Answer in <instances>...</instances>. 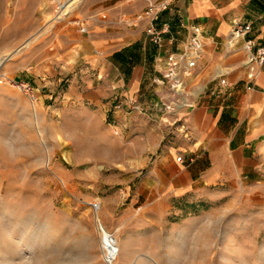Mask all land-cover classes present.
I'll return each instance as SVG.
<instances>
[{
  "label": "rangeland",
  "instance_id": "obj_1",
  "mask_svg": "<svg viewBox=\"0 0 264 264\" xmlns=\"http://www.w3.org/2000/svg\"><path fill=\"white\" fill-rule=\"evenodd\" d=\"M81 1L0 0V264H107L104 235L115 264H264V176L169 193L153 159L135 166L105 121L61 105L78 69L38 35Z\"/></svg>",
  "mask_w": 264,
  "mask_h": 264
},
{
  "label": "crops",
  "instance_id": "obj_2",
  "mask_svg": "<svg viewBox=\"0 0 264 264\" xmlns=\"http://www.w3.org/2000/svg\"><path fill=\"white\" fill-rule=\"evenodd\" d=\"M161 1L82 0L58 27L51 23L39 33V39L50 33L49 48L65 70L78 69L61 105L105 121L122 149L134 154L135 166L153 159L150 175L167 179L169 193L215 186L227 176H264V64H249L243 48L245 40L254 49L264 46V0H167L170 5L155 24L167 23L170 31L158 47L146 34L148 22L137 17L149 2ZM51 16L43 12L41 23L46 26ZM236 24L250 25L245 37H232ZM193 27L201 31L203 58L186 81L185 95L177 98L189 105L165 111L162 103L173 98L160 71ZM129 100L142 111L114 109Z\"/></svg>",
  "mask_w": 264,
  "mask_h": 264
},
{
  "label": "built area",
  "instance_id": "obj_3",
  "mask_svg": "<svg viewBox=\"0 0 264 264\" xmlns=\"http://www.w3.org/2000/svg\"><path fill=\"white\" fill-rule=\"evenodd\" d=\"M170 2L167 0L159 3L149 2L145 10L138 15L137 19L145 20L148 22L146 27V34L149 40L156 46H160L162 42V36L169 33L170 27L167 23H163L158 26L155 24L157 16L160 12L168 9ZM64 3L58 4V9L62 11ZM104 18V16H102ZM249 24H236L232 37H245L250 31ZM80 30L86 32V28L80 25ZM228 44H231L229 40ZM243 48L246 52V60L249 64H264V46H259L254 49L251 40H245ZM204 44L199 27H193L190 37L184 42L181 49L178 52H171L166 56L164 68L160 71L162 81L168 86L169 96L173 99L171 102L162 103V107L165 111H170L174 105L187 106V103H180L177 101L179 94L186 90V81L195 75L197 64L203 58ZM253 77V74L251 75ZM221 84H225V80H220ZM18 86L28 97V99L35 103L38 99L36 90L28 83H19ZM115 110H128V111H142L140 105L134 100L127 102L119 101L114 104ZM187 128L184 127V131ZM176 161L183 163V157L181 155L176 157ZM94 209H98V203L91 204Z\"/></svg>",
  "mask_w": 264,
  "mask_h": 264
},
{
  "label": "bare ground",
  "instance_id": "obj_4",
  "mask_svg": "<svg viewBox=\"0 0 264 264\" xmlns=\"http://www.w3.org/2000/svg\"><path fill=\"white\" fill-rule=\"evenodd\" d=\"M68 4H64L62 12L63 14L67 11H64ZM68 12V11H67ZM104 234V233H103ZM104 242H103V249L105 252V262L107 264H115V261L118 257L119 249L118 246L115 244V242L110 238L104 235Z\"/></svg>",
  "mask_w": 264,
  "mask_h": 264
}]
</instances>
